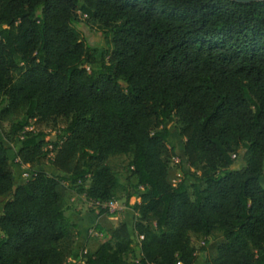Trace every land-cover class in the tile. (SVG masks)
<instances>
[{"label": "trees", "instance_id": "16d2710c", "mask_svg": "<svg viewBox=\"0 0 264 264\" xmlns=\"http://www.w3.org/2000/svg\"><path fill=\"white\" fill-rule=\"evenodd\" d=\"M81 19L105 35L100 55ZM117 154L142 188L132 226L77 254L64 198L107 213ZM263 175L264 0H0V264H194L189 235L214 232L210 264H264Z\"/></svg>", "mask_w": 264, "mask_h": 264}, {"label": "rangeland", "instance_id": "374dc122", "mask_svg": "<svg viewBox=\"0 0 264 264\" xmlns=\"http://www.w3.org/2000/svg\"><path fill=\"white\" fill-rule=\"evenodd\" d=\"M78 30L80 31L81 38L83 41L91 48V51L94 53H98L100 55L103 50L108 47V42L105 35L98 30L95 25L91 23H86L82 19L76 24ZM167 127L169 128V140L168 144L175 148V154L169 158V170L167 179L170 183L175 184L182 178L181 173V165L184 166L183 158H182V139L179 135L178 128L174 123H167ZM46 131H49L48 129ZM51 135H54V131H51ZM248 157V153L246 150L241 149L232 165L233 169H242L246 163ZM129 156L124 154H117L111 155L107 159V163L110 166L111 170L113 171L117 181L118 186L113 193V197L111 199V203H113L114 207L111 209L107 208V212L103 214L100 218V222H97V225L102 227L103 229V236L94 234L93 229H96L93 226L89 228V236L95 241L91 244L92 247H88L87 251H91V249L96 245L108 239L111 230L116 226V224L121 219L130 220V217L125 211H130L125 202L127 200L128 203H133L137 196V191L141 190L140 186H136V179L132 176L128 170V161ZM50 168V165H45ZM12 167L16 176V182L23 181L24 178L21 176L22 167H19L16 161L12 163ZM49 172V171H48ZM191 178L187 177L185 182L188 184L190 183ZM260 183L262 187H264V175L260 179ZM74 194L73 190H69L64 198L63 207L64 212L67 217L73 220L72 212H73V203H74ZM72 198V199H71ZM81 208L79 210L85 211L86 209H92V211L98 210L96 206L92 207L86 204L85 201H81ZM84 209V210H83ZM109 212H112L113 215L118 216V219L115 220L113 218H108L110 216ZM97 230V229H96ZM190 242L195 248V264H210L211 259L215 256L216 253V246L217 244L222 241V236L218 232L212 233L209 237H205L200 234H193L189 235ZM135 247V255L136 258L139 255L138 246ZM132 258V257H131ZM130 258V259H131ZM133 259V258H132ZM73 262V259L69 260Z\"/></svg>", "mask_w": 264, "mask_h": 264}, {"label": "crops", "instance_id": "0c3cea01", "mask_svg": "<svg viewBox=\"0 0 264 264\" xmlns=\"http://www.w3.org/2000/svg\"><path fill=\"white\" fill-rule=\"evenodd\" d=\"M18 166L21 167V165L19 164ZM40 168L45 171H49L51 173L55 172L52 166H50V168L47 166H42ZM73 199H74V203L72 206L73 207V212H72L73 220H71V222L75 226V233H76L75 250L77 254H80L81 252H86L88 247H92L91 244L93 243L94 240L91 238V236H89L88 231H89V228L93 225L95 228L97 227L96 229H99V228L102 229V227L97 225V222H100L99 220L103 216V214H99L98 210H95V211H92V209H86L85 211L79 210V208H81V204H80L81 201H85L87 205L95 207V204L92 203L89 199H87L84 194L75 193ZM104 205L105 203H103L101 206L103 207ZM125 212L130 217V220L128 221L125 219L124 220L121 219L119 221H125L128 226H132L135 213L132 210H131V213L130 211L129 213L128 211H125ZM109 214L110 216L108 218H113L117 220L119 217V215L118 216L113 215L112 212H109ZM97 245L98 244H96L91 249V251H93L97 247Z\"/></svg>", "mask_w": 264, "mask_h": 264}, {"label": "built area", "instance_id": "2783aa9c", "mask_svg": "<svg viewBox=\"0 0 264 264\" xmlns=\"http://www.w3.org/2000/svg\"><path fill=\"white\" fill-rule=\"evenodd\" d=\"M86 69H88V67H86ZM233 156H234V155H233ZM21 167H22V171H21V176H22V178H24V179L29 178L30 175H31V173H30V171L28 170V165H27V164H22ZM104 206H106V207L109 208V209H111L112 207H114L113 203H111L110 201L107 202V203H105ZM93 231H94V234L99 235V236H100V235L103 236V232L98 231V230H96V229H93ZM142 237H143V236H141V235H140V236H137V242H138L139 240H141ZM176 264H182V263H181L180 261H178V262H176Z\"/></svg>", "mask_w": 264, "mask_h": 264}, {"label": "water", "instance_id": "95a60500", "mask_svg": "<svg viewBox=\"0 0 264 264\" xmlns=\"http://www.w3.org/2000/svg\"><path fill=\"white\" fill-rule=\"evenodd\" d=\"M237 2H244V3H248V2H252V1H260V0H235Z\"/></svg>", "mask_w": 264, "mask_h": 264}]
</instances>
